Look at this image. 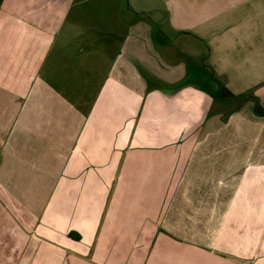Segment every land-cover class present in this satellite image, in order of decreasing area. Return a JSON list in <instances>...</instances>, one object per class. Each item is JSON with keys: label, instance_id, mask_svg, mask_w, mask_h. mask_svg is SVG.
<instances>
[{"label": "crops", "instance_id": "0c3cea01", "mask_svg": "<svg viewBox=\"0 0 264 264\" xmlns=\"http://www.w3.org/2000/svg\"><path fill=\"white\" fill-rule=\"evenodd\" d=\"M219 96L264 107V0H0V264H264Z\"/></svg>", "mask_w": 264, "mask_h": 264}, {"label": "rangeland", "instance_id": "374dc122", "mask_svg": "<svg viewBox=\"0 0 264 264\" xmlns=\"http://www.w3.org/2000/svg\"><path fill=\"white\" fill-rule=\"evenodd\" d=\"M44 2H46V1H44ZM42 3L43 2H41V4ZM46 7H47V5L44 6V4H42V8L43 9L46 10ZM219 98H221L222 100L220 101V103H219L220 105H219L218 108L220 109V111H222L224 113L229 112L234 107L245 108V109L248 108V109H252V111H253V107H254V104H255L254 103V99H252L251 96H248V97L246 96V98H245V96H233V97H231V96H219ZM257 116H261V115H257Z\"/></svg>", "mask_w": 264, "mask_h": 264}, {"label": "trees", "instance_id": "16d2710c", "mask_svg": "<svg viewBox=\"0 0 264 264\" xmlns=\"http://www.w3.org/2000/svg\"><path fill=\"white\" fill-rule=\"evenodd\" d=\"M233 97V96H231ZM248 97V96H247ZM246 98V96H245ZM252 99H254V107H253V111L256 115H264V107L260 104L258 98H256L255 96H251ZM228 117L224 116L223 119L226 120Z\"/></svg>", "mask_w": 264, "mask_h": 264}]
</instances>
